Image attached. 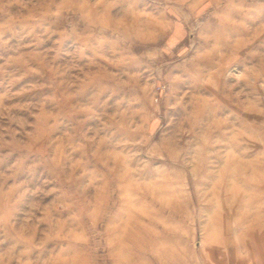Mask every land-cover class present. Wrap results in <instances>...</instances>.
Here are the masks:
<instances>
[{"label":"rangeland","instance_id":"obj_1","mask_svg":"<svg viewBox=\"0 0 264 264\" xmlns=\"http://www.w3.org/2000/svg\"><path fill=\"white\" fill-rule=\"evenodd\" d=\"M261 258L264 0H0V264Z\"/></svg>","mask_w":264,"mask_h":264},{"label":"crops","instance_id":"obj_2","mask_svg":"<svg viewBox=\"0 0 264 264\" xmlns=\"http://www.w3.org/2000/svg\"><path fill=\"white\" fill-rule=\"evenodd\" d=\"M253 257H254V255H253ZM238 264H264V259H259V260H248V261H246V262H240V263H238Z\"/></svg>","mask_w":264,"mask_h":264}]
</instances>
